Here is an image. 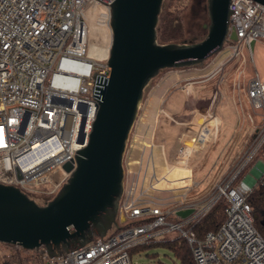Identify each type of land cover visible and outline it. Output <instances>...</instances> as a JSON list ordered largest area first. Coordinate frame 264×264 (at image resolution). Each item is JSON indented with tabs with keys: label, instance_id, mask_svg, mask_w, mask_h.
I'll return each mask as SVG.
<instances>
[{
	"label": "built area",
	"instance_id": "1",
	"mask_svg": "<svg viewBox=\"0 0 264 264\" xmlns=\"http://www.w3.org/2000/svg\"><path fill=\"white\" fill-rule=\"evenodd\" d=\"M111 1L0 0V183L18 187L37 203L51 199L66 182L69 171L62 166L74 163L73 154L85 145L91 129L97 109L92 74H109L110 37L103 57L89 54V14L94 6L105 9L110 34ZM229 10V26L236 34L228 45L229 58L244 56V49L252 54L250 42L264 38V5L229 0ZM245 93L249 106L261 116V127L251 132L247 151L243 155L239 151L232 172L215 184L205 201L182 196L174 205L163 206L143 201L142 191L126 195L123 188L116 226L59 255H49L41 246L36 250L40 264H134L129 248L172 232L187 239L195 264H264V238L253 224L247 202L264 165L257 161L256 176L248 172L232 184L264 141V79L254 74ZM249 120L253 125L251 116ZM210 133V127L203 125L191 153L207 146ZM182 151L185 154L186 149ZM222 196L227 200L223 222L216 231L196 237L191 224ZM184 208L193 211L182 219H170ZM8 254L0 242V264Z\"/></svg>",
	"mask_w": 264,
	"mask_h": 264
},
{
	"label": "water",
	"instance_id": "2",
	"mask_svg": "<svg viewBox=\"0 0 264 264\" xmlns=\"http://www.w3.org/2000/svg\"><path fill=\"white\" fill-rule=\"evenodd\" d=\"M163 0H112L109 3L110 45L107 77L92 74L95 117L85 145L67 161L65 183L45 203L18 187L0 183V242L23 249L45 247L49 255L69 251L103 236L117 225L123 192V156L138 114L143 90L161 69L204 61L226 40H236L229 26V0H206L208 23L197 41L160 43L156 27ZM264 5V0H255ZM254 40L249 44L253 50ZM188 208L177 214H189Z\"/></svg>",
	"mask_w": 264,
	"mask_h": 264
},
{
	"label": "crops",
	"instance_id": "3",
	"mask_svg": "<svg viewBox=\"0 0 264 264\" xmlns=\"http://www.w3.org/2000/svg\"><path fill=\"white\" fill-rule=\"evenodd\" d=\"M255 47L261 49L264 47L263 42L255 41L253 50ZM196 69H174L163 74L157 85L160 90L158 95L161 97L158 96L157 101H151L148 104L149 107L146 106L143 111L140 110L137 114L139 117L135 123L133 143L141 148L140 177L136 178V184L140 188L148 186L172 190L185 187L190 190L185 194L187 200L203 201L208 197L209 186L205 178L208 177V172L212 174L209 158L213 147L209 150L207 144L205 146L207 149L204 147L195 149L190 153L188 159L185 158L186 160L182 151L183 149L190 151L189 147L193 145V140L202 128V126L193 124L196 114L207 115L204 126L210 127L211 135L214 134L213 130H216L214 146L222 147L228 144L223 157L225 161L226 159L229 161L225 163L223 161V166L217 173L221 176L228 162L232 168L237 154L239 151H243L242 146L248 142V135L250 136L252 131L247 135L242 125L246 120V115L247 118L252 117V113L255 111L249 106L250 111L245 115L244 110L240 106L238 107L236 99L228 87H225L222 103L214 108L212 104L221 86L214 85L210 90L206 87L196 86L195 82L190 80ZM181 81L184 82L181 83ZM233 94L235 95V93ZM244 97L247 100L246 93ZM149 113H152V118L150 119V131L147 132L146 127L149 125L147 115ZM214 117L218 121L215 123L216 125ZM255 163L257 161L252 164L249 171L253 176H256L255 167H253ZM204 172H206L205 176ZM186 209L188 208L178 210L175 217L177 219L186 217L188 214L183 217L177 214Z\"/></svg>",
	"mask_w": 264,
	"mask_h": 264
},
{
	"label": "rangeland",
	"instance_id": "4",
	"mask_svg": "<svg viewBox=\"0 0 264 264\" xmlns=\"http://www.w3.org/2000/svg\"><path fill=\"white\" fill-rule=\"evenodd\" d=\"M167 1L168 0H166V2ZM172 8H179L181 10V15L183 19V33H184L183 36L186 42L190 40L197 41L203 38V36L206 33V30L202 27V24L204 22H208V15L206 10L204 13L200 12L199 7L197 6V0H176V1L174 0L170 5V9ZM102 23L106 25L105 20H102ZM259 41L263 42V46H264V38L259 39ZM228 45L229 44H225V45L223 44V47L219 51L209 55L201 63L185 65L181 67L161 69L153 78L149 80V82L144 87L143 96L141 99L138 112H140V110L143 111L146 108V106L149 107L148 104L151 101H157L158 96L159 98L161 97V95H158V91L160 90H158L159 88H157V85L160 82L163 74L167 73L168 70L181 69V68L183 69L197 68L196 70H194V74L191 75V79H190L191 81L195 82L194 84L196 86L206 87L208 90H210V88H212L214 85L221 86L212 104L214 108L218 104L220 105L222 103L225 87H228V89L232 92V96L236 99L235 101L238 107L240 106L244 110L246 115L247 112L250 111L249 104L247 100L244 99L247 81L250 77H252L256 73H258V75L262 79H264V47H262L261 49L255 47L254 50L252 51V54H250L247 49H244L243 51L244 56L238 54L233 58H229L232 50L230 47H228ZM182 82L184 81H181V83ZM178 83L180 84V82ZM233 93H235V95ZM254 111L255 112L252 113L254 124L251 125L252 123L250 122L249 118H247L246 115L245 118L246 120L242 125L244 126L247 135L250 131L253 132L254 129L256 128L259 129L261 127L260 124L261 116L259 115L258 111L256 110ZM138 117L139 115H137L134 124L132 126L131 132L129 134L127 148L122 160V164L124 168V183H123L124 193L126 195H137L139 192L142 191L140 198L143 201H153L163 206L174 205L182 197L183 194L184 195L187 194V192H189L190 190H187L185 187L179 189H172V190H163V189L151 188L148 186L144 188H140V186L136 184V178L140 177L139 171H140L141 148H139V146H136L133 142L135 140L134 128H135V123L138 120ZM147 118L149 119L148 120L149 125L146 127V131L149 132L150 122H151L150 119L152 118V113H149L147 115ZM217 122L218 121L215 120L214 124ZM203 125H199V127ZM215 132L216 130L215 131L213 130L214 134L209 135V142H208V147H209L208 149L210 150L213 147V151L209 158V163H211L212 165L211 166L212 174L208 172V177L205 178V181H208L207 184L209 186L208 187L209 191L207 196H209L211 193L214 192L215 184H217L218 181H220L225 175L227 176L232 172V170L230 169L231 167L230 162H228L223 170L224 173L221 174L222 176H220V174L219 175L217 174L218 171L223 166V161L225 163L229 161V159L228 160L226 159L225 161L224 160L225 158L223 157V154L226 152V148L228 144L222 147L213 145V141H215L214 137H216ZM249 141H251V137L248 135V142L247 143L245 142L246 143L245 146H242L243 151L241 152V154L247 151L248 146L250 144ZM189 148H192V146ZM204 149H207V147L206 148L204 147ZM190 153H191V149L190 151L186 150L184 154V159L185 158L188 159ZM242 160L244 159L241 158L239 162L243 163ZM261 162L264 165V162L263 161ZM250 169L251 167L248 169L247 173L250 171ZM263 171H264V166H263ZM199 174H201V172H199ZM205 175L206 172H204V176ZM196 177L197 174L195 175V178ZM206 199L207 197L205 198V200ZM116 221L118 222V213L116 216ZM96 235H97L96 232L92 233V236H96ZM177 236H181V235L177 232H172L168 235V238L171 239ZM132 261L134 264H177V258L168 248L162 245L149 247L141 251L140 253L133 254ZM3 262L5 264H18V263L5 262V258H3Z\"/></svg>",
	"mask_w": 264,
	"mask_h": 264
},
{
	"label": "trees",
	"instance_id": "5",
	"mask_svg": "<svg viewBox=\"0 0 264 264\" xmlns=\"http://www.w3.org/2000/svg\"><path fill=\"white\" fill-rule=\"evenodd\" d=\"M173 1L174 0H168L166 2V0H163L161 4L156 27V39L160 43L185 41L183 36V19L181 10L179 8L170 9V5ZM197 6L199 7L200 12L204 13L205 10L207 11V9H204V6L206 7V0H197ZM231 43H234V41L226 40L224 45ZM257 160L264 162V141L261 143L251 160L237 174L232 184H237ZM247 202L251 207L253 224L264 238V173L257 178L255 186L247 196ZM226 205L227 200L225 197L222 196L218 198L215 204L209 208L197 222L191 224V229L194 231L196 237L201 238L207 232L216 231L219 228L225 217L224 208ZM175 216L176 215L171 216L170 219L177 220V217ZM2 245L9 250L8 256L5 257V262L40 264L36 250L23 249L20 245L16 246L15 244L10 243H2ZM158 245L168 248L177 258V264H195L190 244L183 236H177L171 239L163 237L144 245L133 246L128 249V254L132 258L133 254L140 253L149 247Z\"/></svg>",
	"mask_w": 264,
	"mask_h": 264
},
{
	"label": "bare ground",
	"instance_id": "6",
	"mask_svg": "<svg viewBox=\"0 0 264 264\" xmlns=\"http://www.w3.org/2000/svg\"><path fill=\"white\" fill-rule=\"evenodd\" d=\"M91 11L92 12H90L89 14V19L90 36L92 41L89 45V54L95 57H103L106 54L107 45L110 37V34L108 33L107 29L108 27L104 23H102V20H105V9L94 6ZM206 117L207 115H204L203 113L196 114L193 120V124L203 125L205 123L204 121L206 120ZM215 120L217 121V118ZM201 143L202 141H200V144Z\"/></svg>",
	"mask_w": 264,
	"mask_h": 264
},
{
	"label": "flooded vegetation",
	"instance_id": "7",
	"mask_svg": "<svg viewBox=\"0 0 264 264\" xmlns=\"http://www.w3.org/2000/svg\"><path fill=\"white\" fill-rule=\"evenodd\" d=\"M204 9H206V7L204 6ZM208 22H204L203 24H202V27L206 30V24H207ZM204 37V36H203ZM191 41V40H190Z\"/></svg>",
	"mask_w": 264,
	"mask_h": 264
}]
</instances>
